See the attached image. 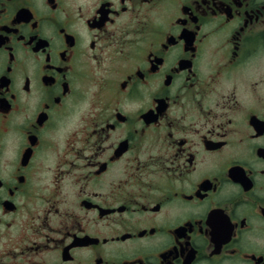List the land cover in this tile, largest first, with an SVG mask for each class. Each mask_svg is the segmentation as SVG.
I'll use <instances>...</instances> for the list:
<instances>
[{
    "label": "flooded vegetation",
    "instance_id": "1",
    "mask_svg": "<svg viewBox=\"0 0 264 264\" xmlns=\"http://www.w3.org/2000/svg\"><path fill=\"white\" fill-rule=\"evenodd\" d=\"M0 264H264V0H0Z\"/></svg>",
    "mask_w": 264,
    "mask_h": 264
}]
</instances>
